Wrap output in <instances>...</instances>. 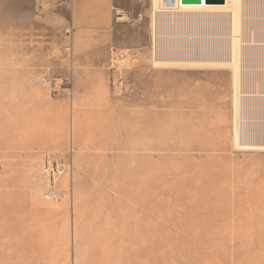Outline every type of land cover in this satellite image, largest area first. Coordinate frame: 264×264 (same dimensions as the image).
<instances>
[{"label": "rangeland", "instance_id": "374dc122", "mask_svg": "<svg viewBox=\"0 0 264 264\" xmlns=\"http://www.w3.org/2000/svg\"><path fill=\"white\" fill-rule=\"evenodd\" d=\"M107 1L0 0V264H264L231 71L155 66L151 0Z\"/></svg>", "mask_w": 264, "mask_h": 264}, {"label": "bare ground", "instance_id": "6f19581e", "mask_svg": "<svg viewBox=\"0 0 264 264\" xmlns=\"http://www.w3.org/2000/svg\"><path fill=\"white\" fill-rule=\"evenodd\" d=\"M151 15L154 65L229 69L236 115L240 106L235 147L264 151V0H151ZM200 34L206 36L201 49L196 42ZM257 77L261 83H252ZM245 95H254L252 102Z\"/></svg>", "mask_w": 264, "mask_h": 264}, {"label": "built area", "instance_id": "2783aa9c", "mask_svg": "<svg viewBox=\"0 0 264 264\" xmlns=\"http://www.w3.org/2000/svg\"><path fill=\"white\" fill-rule=\"evenodd\" d=\"M124 56L123 55H117L115 56V59L117 61H120L121 59H123ZM257 59H259V55L257 57ZM262 60V59H260ZM254 84H260L261 80L259 77L255 78L253 81H251ZM252 91H258L260 90V88H252ZM254 95H245L246 97V101L247 102H252V97ZM261 114H264V110L261 111ZM70 170V166L67 165L63 159L60 158H52L49 161H47V163L45 162L44 165V171L46 173L47 176V188L44 191V196L47 200H51V201H57L60 200V198H62V194L58 192L57 189V182L56 180L58 179V177H60L61 175H63L64 173H66L67 171Z\"/></svg>", "mask_w": 264, "mask_h": 264}, {"label": "water", "instance_id": "95a60500", "mask_svg": "<svg viewBox=\"0 0 264 264\" xmlns=\"http://www.w3.org/2000/svg\"><path fill=\"white\" fill-rule=\"evenodd\" d=\"M184 3H202V0H182ZM225 1V0H224ZM210 3H222L223 0H208Z\"/></svg>", "mask_w": 264, "mask_h": 264}, {"label": "crops", "instance_id": "0c3cea01", "mask_svg": "<svg viewBox=\"0 0 264 264\" xmlns=\"http://www.w3.org/2000/svg\"><path fill=\"white\" fill-rule=\"evenodd\" d=\"M104 1H107V0H104ZM78 2H79V6H80L82 0H78ZM100 3H101V0H99V4H100ZM107 3H108V1H107ZM107 3H106V4H107Z\"/></svg>", "mask_w": 264, "mask_h": 264}]
</instances>
